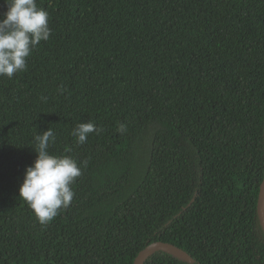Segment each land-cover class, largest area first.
I'll use <instances>...</instances> for the list:
<instances>
[{"label":"trees","instance_id":"trees-1","mask_svg":"<svg viewBox=\"0 0 264 264\" xmlns=\"http://www.w3.org/2000/svg\"><path fill=\"white\" fill-rule=\"evenodd\" d=\"M37 6L50 38L0 76V264H134L155 241L193 259L144 264H264V0ZM87 121L103 131L77 144ZM48 128L82 175L42 225L19 187Z\"/></svg>","mask_w":264,"mask_h":264},{"label":"clouds","instance_id":"clouds-1","mask_svg":"<svg viewBox=\"0 0 264 264\" xmlns=\"http://www.w3.org/2000/svg\"><path fill=\"white\" fill-rule=\"evenodd\" d=\"M7 11L0 18V76L11 79L14 74L27 70V58L51 35L49 12L37 6V0H5ZM61 93L63 86L58 88ZM43 102L47 97L41 96ZM103 131L92 121L80 122L71 135L83 145L89 134ZM118 131H126L120 124ZM51 128L34 136L37 153L31 166L26 167L19 198L27 202L37 220L43 225L52 221L61 210L67 209L74 198L72 185L82 175V167L71 155L49 152L55 142ZM67 151H71L68 149ZM86 165V162H85Z\"/></svg>","mask_w":264,"mask_h":264},{"label":"water","instance_id":"water-1","mask_svg":"<svg viewBox=\"0 0 264 264\" xmlns=\"http://www.w3.org/2000/svg\"><path fill=\"white\" fill-rule=\"evenodd\" d=\"M258 210L264 226V176L260 184V190L258 195ZM157 250H164L179 257L185 258L187 260L193 259L190 254H188L185 250L181 249L173 243L165 241H155L150 243L148 246H146L143 250L140 251L138 256L135 258L134 264H144L146 259Z\"/></svg>","mask_w":264,"mask_h":264}]
</instances>
